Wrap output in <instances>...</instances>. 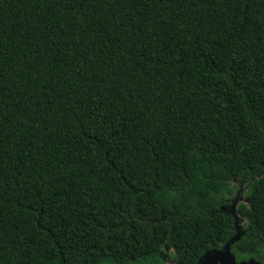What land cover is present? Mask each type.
Masks as SVG:
<instances>
[{
  "label": "trees",
  "instance_id": "trees-1",
  "mask_svg": "<svg viewBox=\"0 0 264 264\" xmlns=\"http://www.w3.org/2000/svg\"><path fill=\"white\" fill-rule=\"evenodd\" d=\"M264 263V0H0V264Z\"/></svg>",
  "mask_w": 264,
  "mask_h": 264
},
{
  "label": "water",
  "instance_id": "water-1",
  "mask_svg": "<svg viewBox=\"0 0 264 264\" xmlns=\"http://www.w3.org/2000/svg\"><path fill=\"white\" fill-rule=\"evenodd\" d=\"M237 200L231 205L230 213L234 218L236 232L231 236L222 248L207 250L198 260L197 264H264L262 261L252 257L238 261L233 252V245L240 242L246 229L243 227L244 218L237 212Z\"/></svg>",
  "mask_w": 264,
  "mask_h": 264
},
{
  "label": "rangeland",
  "instance_id": "rangeland-1",
  "mask_svg": "<svg viewBox=\"0 0 264 264\" xmlns=\"http://www.w3.org/2000/svg\"><path fill=\"white\" fill-rule=\"evenodd\" d=\"M246 185H247L246 181L241 182L239 180H235L232 183V186L234 187L235 192L239 193V198L237 200V206H236L237 212H238V206L240 205V203H245L247 205L249 204V200L247 197V186ZM238 214L241 216V214L239 212H238ZM241 218H244L243 227H244V229H246L248 226V221L243 216H241ZM171 257H172L171 260L164 262V264H175L176 258L174 256V254H172V252H171Z\"/></svg>",
  "mask_w": 264,
  "mask_h": 264
},
{
  "label": "flooded vegetation",
  "instance_id": "flooded-vegetation-1",
  "mask_svg": "<svg viewBox=\"0 0 264 264\" xmlns=\"http://www.w3.org/2000/svg\"><path fill=\"white\" fill-rule=\"evenodd\" d=\"M237 200H238V199H237ZM230 209H231L230 207H229V208H226V210H227L228 212H230ZM234 227H235V226H234ZM235 229H236V228H235Z\"/></svg>",
  "mask_w": 264,
  "mask_h": 264
}]
</instances>
